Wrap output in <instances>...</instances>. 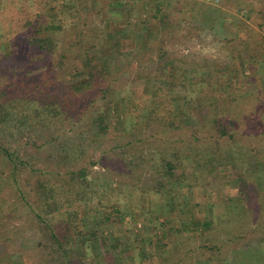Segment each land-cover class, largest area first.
<instances>
[{
	"label": "trees",
	"instance_id": "obj_1",
	"mask_svg": "<svg viewBox=\"0 0 264 264\" xmlns=\"http://www.w3.org/2000/svg\"><path fill=\"white\" fill-rule=\"evenodd\" d=\"M1 1L0 10H3L4 13L0 12V19L3 18L0 25L3 27L4 39L0 40V75L10 71L11 83L0 87V154L5 159V163H9L13 167V171L8 174L0 173V194L6 189L11 190L16 201L22 203V208H28L36 215L35 220L40 235L38 245L47 248L50 259L53 256L55 259L58 258L59 264H99L97 257L91 255L89 251L93 239L97 237V231H93L88 237L83 219L85 216L95 219L96 214L100 212L112 224V214L121 213L120 207H113V211L108 212L107 208L99 203V200L98 203L80 207L74 203L76 200L68 201L66 198L65 202L68 208L64 212L59 213V210L56 212L59 205L62 204L54 195L56 184L47 178L49 175L41 166L39 170L35 167L37 164L31 158L27 160L17 154L16 150H13L12 143L5 142L2 135L7 137H13L17 133L23 135L25 127H27L26 119L35 121L40 116L49 121L60 119L61 116L64 123L75 121L73 118L76 117V112L82 106L83 101L90 96H98L97 99H91V106L104 100L107 105H116V107L121 105L125 113L123 116L125 131H132L135 124L130 115L133 116L142 105L139 103L140 97L136 96L139 94V88L133 86L130 80L124 76L125 70L118 71L115 76L107 77L105 53L97 55L95 51H92L97 48L98 39L102 35V26L98 27L92 22L80 25L81 15L70 14V11L65 9V6L72 0L52 1L62 7V10L60 8L59 22H57L58 26H55V23L49 19L45 20L50 18L46 11L48 8L45 9L49 5V0H42V6H40L42 10L37 11L32 19L30 18L33 15V10L27 7L29 5L27 1L3 2L4 8H2ZM106 1L107 5L110 4V7L107 6L108 8L102 6ZM178 1L181 5L179 13H186V6L193 9L192 26H197L198 22L202 29L206 27V29L215 27L224 29L226 36L231 37L235 42L234 52L239 57L236 59L237 64L235 60L233 65V61L229 64L230 69L214 70V72L205 74L194 67L186 69L175 65V63L164 64L165 73H162V77L168 81V84L153 92H145L150 97V100L147 99V101L154 108L156 117L162 115L163 119L172 122L171 124L177 130L184 128L192 130L193 145L189 146L186 151V154L191 158V166L188 168L183 164H177L176 161L181 158V153L176 154L172 160H168V156L164 157L160 166L156 168L153 184L148 189L158 195L168 193L172 199L173 190L183 189L184 195L186 194L185 183L188 181L190 186L200 189L207 188L217 179H220V183L224 184L227 179L233 178L232 180L239 183V197L243 206L240 212H236L231 203H228L229 213L227 216L214 220L211 223L212 226L210 225V232L201 234L203 239L201 246L187 249L184 246V240L188 237L186 233L191 231L185 230V232H181L182 242L166 243V251L158 255L153 254L154 250L152 249L150 255H142L145 258L139 262H143L142 264L147 262V258L148 264H185L187 261L190 264V254H197L196 264H214L213 262L223 258L221 254H225L227 250L234 253L238 243L247 240L254 241L257 239V233L264 236V191L260 190L257 184L258 175L264 174V151L251 150L248 155L243 150L251 136L247 131V126L255 114L253 104L255 101L259 104L262 103V97L253 94L252 87H257L256 68L264 69V38L262 40L256 38L254 34L256 30L248 25V16L240 17L236 22L227 20L226 15H229L231 10L238 15L244 12L254 13L253 10H250L252 6L245 0H213L216 3L211 4L198 0ZM98 2L97 7L101 6L104 10L106 9V13L103 14L107 18L105 22L107 23L106 35L108 41L113 42L112 47L120 54L124 51L133 53L132 49H128L124 44L134 40L138 41L137 38L127 34L122 27L114 28L113 26L115 17L117 16V19L120 20L123 16L124 5L120 4V0H98L95 4ZM148 7L155 11L151 15V25L154 24V26L164 29L174 27V30L182 28L177 25L178 22L170 18V10L164 9L166 7L164 1L163 3L161 0L150 1ZM258 13L260 15V12ZM130 15L138 19L137 14ZM135 25L138 24L135 23ZM151 25L144 23L141 28L146 32L143 35L145 40L150 38ZM228 26H231L236 33L228 34L226 31ZM258 27L259 29L264 28V24H258ZM56 32L61 35L60 45L54 37ZM5 41H10L13 46V51L7 54L2 53ZM148 48L145 47V49ZM168 55L169 52L160 49L158 58L148 57L145 67H155ZM134 64L127 66L126 71L133 70ZM135 66L138 69L144 68L140 62ZM38 67L42 68L43 71L40 75L44 78L33 81L34 78H31L28 72L35 71ZM20 74H22L21 77ZM67 75L71 76L68 83L65 82ZM78 78L87 79L86 85L77 88L71 84V80ZM178 89H182L184 92H179ZM260 92L264 95V86L260 87ZM116 93L121 94V97L115 96ZM117 97L119 102L116 101ZM20 107L26 111L31 108L33 110L28 115L24 114L25 111H21ZM132 107L134 109L130 114L131 111L128 112V108ZM87 113L88 111L85 113L86 115H82V120L87 117ZM22 114L24 116H21ZM32 115L34 116L32 117ZM260 115L264 120V109ZM133 117L137 119L138 116ZM179 119L186 126L178 125ZM85 123V128L89 130V133L92 125L104 134L109 132V126L103 115L93 121L89 119ZM31 125L29 140L26 144L33 141L34 147L39 141L45 140L44 138H46V142L42 143L41 147L57 142V140L54 141L57 133L47 129L45 134L37 135L39 131L37 124ZM35 135L37 137L33 139ZM123 145L118 144V146ZM252 154L253 156L250 157ZM65 157L66 155L62 156L61 154L60 157L58 156L61 164L65 163ZM179 168L182 170L181 172H177ZM28 169L31 170L30 173H35L34 177H37L35 184H32L30 188L22 179L23 171ZM227 170L230 172L228 176L225 173ZM198 171H203L207 185H201ZM65 176L68 178L66 182L70 188V186H75L77 181L78 183L86 182L88 173L84 168L78 172H66ZM8 199L9 201L5 199L0 203L1 217L10 211L17 214L15 202L13 204L10 198ZM61 207L63 206L60 205ZM192 207L195 211L192 210V225L196 230H200L213 218L202 209L200 203L193 204ZM131 216L133 220H136V216L134 217L132 214ZM5 234L0 235V243L5 244L11 239ZM80 245L84 246V250H79L82 248ZM126 249L124 243L118 242L112 249L104 250L99 256H102L105 264H135L138 260L137 253L131 254V251L129 253ZM232 253H230V257L222 261H229Z\"/></svg>",
	"mask_w": 264,
	"mask_h": 264
},
{
	"label": "rangeland",
	"instance_id": "obj_2",
	"mask_svg": "<svg viewBox=\"0 0 264 264\" xmlns=\"http://www.w3.org/2000/svg\"><path fill=\"white\" fill-rule=\"evenodd\" d=\"M11 1L13 0H2V8H4L3 2L9 3ZM16 1H27L30 5L26 4L27 7L33 10V15L30 19L34 18L37 11L42 10L40 7L42 6V0ZM49 1V5L45 9L48 8L46 11L50 18L45 20L48 21L49 19L55 23V26H58L57 22H59L60 8L62 10V7L52 2L53 0ZM96 1L98 0H72L70 4L65 6V9L69 10L70 14L81 15L82 22L80 25L92 22L97 24L98 27L102 26V35L98 39L97 48L92 51H95L97 55L105 53L107 63L105 72L107 77L115 76L118 71L125 70L124 76L130 80L133 86L139 88V94L136 96L140 97L139 103L142 105L133 114V116H138L137 119L130 115L135 128L132 131H125L123 118L125 113L121 105H117V108L116 105H107L106 100H104L98 101L94 106H91V99H97L98 96H90L83 101L82 108L80 107L76 112V117L73 118L75 121H66L64 123V119L61 120L62 116L60 119L53 121L46 120L42 116L35 121L26 119L27 127H25L23 135L22 133H17L13 137H7L3 134L2 138L5 142H11L13 150H16L15 152L22 158L27 160L31 158L32 161L36 162L37 166L35 167L38 170L42 167L45 173H48L49 176L47 178H50V181L56 184L54 195L57 196L62 203L60 205L63 206L60 208L59 205L56 212L59 210V213H61L68 208L65 202L67 199L68 201L76 200L74 203L80 207L98 203L99 200V203L107 208L108 212H112L113 207H120L121 213L112 214V224L100 212L96 214L95 219H89L87 216L83 219L88 237L93 231H97V237L93 239L92 247L89 248V251L91 255L97 257L99 264H105L99 254L104 250L112 249L118 242L124 243L125 249L128 248L126 250L129 253L130 251L131 254L137 253L138 260L135 263L137 264L143 260L144 257L142 255H150L152 249L154 250L153 254L158 255L166 251V243L175 244L182 242L181 232L183 233L185 230H189L192 233H186L188 237L184 240V246L187 249H195L203 244L201 234L210 232L211 223L227 216L229 213L227 206L230 203L236 212L242 210L243 202L239 197V183L232 180L233 178L227 179L224 184L220 183V179H217L207 188L202 187L199 189V187L190 186L188 181L185 183L186 194L184 195L183 189L173 190L174 196L172 199H170L171 195L168 193L158 195L148 189L152 186L156 168L160 166L164 157L168 156V160H172L176 154L181 153V158L176 161L178 162L177 164H183L190 168L191 158L186 154V151H188L189 146L193 145L194 139H192L191 129L177 130L171 124L172 122L167 119L164 120L162 115L156 117L154 108L147 101V99L150 100V97L145 92H153L167 86L168 81L162 77V73H165L163 66L167 62L170 64L175 63V65L186 69L194 67L203 74L214 72V70L225 71V69L229 68L228 66H230L229 64L232 61V65L234 60L237 64L236 59H238L239 55L234 52L236 44L231 37L226 36L225 30L222 28L206 29V27L202 29L198 22L197 26H192V20H194L193 9L190 6H186V13H179L181 5L178 0H161L162 3L163 1L166 3L164 9L170 10V18L178 22L179 24L177 25L179 27H182L176 30H174V27L164 29L150 24L151 15L155 11L150 9L148 4L153 0H120V4L124 5V14L120 20L117 19V16L115 17V22L112 21L113 26L114 28L122 27L127 34L138 40L125 42L126 44H124L128 49H132L133 53L124 51V53L120 54L118 50L112 47L113 42L107 39L105 28L107 18L103 15L106 13V9L104 10L101 6L97 7L99 2L95 4ZM156 1L159 0H154V2ZM198 1L206 2L207 4L216 3L213 0ZM245 1L252 6L250 10H253L254 13L244 12L238 15L231 10L229 15H226L227 20L236 22L240 17L245 18V16H248V25L256 30L257 33L254 32L256 38L262 40L264 38V28L259 29L258 24H264V0ZM102 6L108 8L110 4L107 5L106 1ZM0 12L4 13L3 10H0ZM258 12H260V15H258ZM130 14H137L138 19L131 17ZM135 23L138 25H135ZM144 23L151 25V34H149L150 38L148 40L143 38L146 32L141 30ZM228 27L226 30L228 34L236 33L231 26ZM2 28L0 25V40L3 41L2 34H4V31ZM54 37L60 45V33L56 32ZM3 47L5 48L2 53L7 54L13 51L10 41H5ZM145 47L149 48L145 49ZM160 49L169 52L165 60L159 61L153 68L145 67L148 63V57L158 58ZM146 51L148 52L145 53ZM139 62L140 65L144 66L145 70L143 67V69L136 68L137 66L135 65ZM131 64H134L133 70L129 69L126 71L127 66ZM41 71H43L42 68L38 67L35 71H29L28 75L34 78L33 81L43 79L44 77L40 75ZM255 72L257 87H252V93L256 96H261L262 103L254 102L255 114L249 121L250 127L245 123L247 131L251 135L249 140H247L248 143L245 142L246 145L243 149L248 155L251 150L264 151V120L263 117H260L261 111L264 109V95L260 92V87L264 86V69L257 67ZM10 74L9 71L0 75V87L11 83ZM19 76L21 77L22 74ZM70 78L71 76L67 75L65 82L68 83ZM86 81L87 79L85 78H78L71 80V84L81 88V86L86 85ZM179 92H184V90L180 89ZM117 95L121 97V94L116 93L115 96ZM116 101L119 102L118 97ZM90 106L91 108L89 109ZM128 109L131 114L134 108ZM20 110L25 111L24 114L27 113L29 115L33 109L26 111L20 107ZM87 111V117L82 120V115ZM24 114L21 116H24ZM100 115L105 116L109 132L104 134V132H100L99 129L92 125L89 133V130L85 128V122H88L89 119L92 121L96 120ZM44 122L45 124H43ZM137 122L139 123L136 125ZM177 122L178 125L186 126L181 119ZM31 124H37L36 126L39 129L37 135L45 134L47 129L50 132L57 133L58 135L54 139L57 142L53 141L54 143L41 147V144L46 142V138H44L45 140L39 141L34 147L33 141L30 144H26L29 140ZM164 125H167V127H164ZM37 135L33 136V139H36ZM118 144L124 145L118 146ZM60 154L62 156L66 155L64 158L65 163L63 164L60 163L58 158ZM5 162V159L0 154V173L8 174L13 171V167ZM84 168L88 173L87 181L79 183L77 181L75 186H70L69 188L66 182L68 180L67 176H65L66 172H78ZM30 171V169L24 170L22 175V179L29 186L28 188L35 184L37 179V177L33 176L35 173H30ZM181 171L180 168L177 169V172ZM225 173L226 176L230 174L228 170ZM197 174L201 185H207L203 171H198ZM257 180L258 188L264 191V174H259ZM6 190L0 194V203L5 199L9 201L8 198H10L13 204L15 202L17 214L10 211L5 216H0V235L6 233L5 236L11 238L5 244L3 242L0 243V264H59V259H55L51 253L53 258L51 257L50 259L46 247L38 245L40 235L38 234V225L35 220L36 215L30 212L31 210L28 208L23 209L22 203L16 201L12 191ZM196 203H200L202 209L213 218L210 219L209 224H204L200 230H196L192 225L194 211L192 205ZM100 211L102 210L100 209ZM131 214L134 217L136 216V220H133ZM150 221L152 223H149ZM256 237L257 239L254 241L247 240L240 244L237 242L238 245L234 253L227 250L225 254H221L223 258L220 261L213 263L264 264V236L257 233ZM91 238L94 237L91 236ZM80 247L79 250H84V246L80 245ZM230 253L232 255L229 261H222L230 257ZM196 256L197 254L189 255V260L192 264H196ZM146 261L145 264H148V258ZM185 264H188V261Z\"/></svg>",
	"mask_w": 264,
	"mask_h": 264
}]
</instances>
